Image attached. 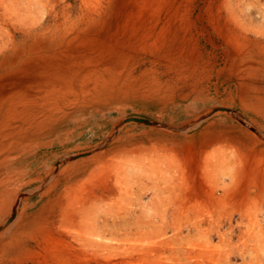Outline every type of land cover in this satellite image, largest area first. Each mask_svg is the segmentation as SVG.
<instances>
[{
  "label": "bare ground",
  "instance_id": "6f19581e",
  "mask_svg": "<svg viewBox=\"0 0 264 264\" xmlns=\"http://www.w3.org/2000/svg\"><path fill=\"white\" fill-rule=\"evenodd\" d=\"M94 15L69 27L66 7L0 0V32L14 30L0 41V264L49 238L67 257L103 260L102 212L123 215L149 167L170 187L173 172L191 176L197 129L210 148L243 125L244 144L264 149V18L220 10L199 27L173 0H122ZM186 146L195 152L182 158ZM254 235L263 249L264 230Z\"/></svg>",
  "mask_w": 264,
  "mask_h": 264
},
{
  "label": "rangeland",
  "instance_id": "374dc122",
  "mask_svg": "<svg viewBox=\"0 0 264 264\" xmlns=\"http://www.w3.org/2000/svg\"><path fill=\"white\" fill-rule=\"evenodd\" d=\"M48 1L57 10L66 7L67 20L69 19L67 26L70 27L73 24L82 25L90 16L94 17L98 10L109 6L112 9L118 7L122 0H79L77 3L75 0ZM173 2L179 9L180 16L196 20L200 15L201 21L197 22L199 27H202V24L209 26L208 20L220 10L224 17L238 18L243 23L244 19L256 23L264 18V0H173ZM91 19L94 21V18ZM90 23L92 25L94 22ZM10 30L12 31L4 29L2 33L0 32L2 44L6 41L4 39L14 32L13 28ZM190 30L195 33L196 29L192 27ZM209 30L214 32L211 27ZM194 132L197 141L195 147L198 148L194 154L196 160L194 157L191 162L194 167L192 168L195 169L191 176L173 172L170 187L168 186L170 183L162 182L163 179L156 176V171L153 174L149 167V171L147 170L149 175L146 172H137L133 183L137 186H132L128 200L133 204L130 203L132 206L126 209L123 215H115V212L107 215L106 212H102L100 226L102 225L103 234L107 236L108 241L105 240L107 245L102 254L103 260L100 259L96 263L91 252L86 253L84 260L74 256L67 257L63 244L60 245L58 240L49 238L38 254L21 258L14 264H264L262 256L264 248L251 239L255 232L264 230L262 151L264 149L261 147L254 149L247 139L246 145L244 144L243 125L241 131H233L236 139L210 148H204L206 142L200 138L204 131L200 128ZM183 149L182 158L187 153L190 155L189 153L195 152L188 151L187 146ZM216 150L222 151L221 158L215 154L212 157ZM185 163L188 164V161ZM160 166V169H165L164 164ZM192 174L196 181V192L187 194L184 189L189 191L187 185L192 182L190 179ZM186 178L187 182L189 181L187 185ZM256 215L258 222L254 219ZM113 218L118 221H114ZM110 225L114 226L115 238L111 236ZM140 238L148 245L147 249L143 246L144 243H137L136 239L141 240Z\"/></svg>",
  "mask_w": 264,
  "mask_h": 264
},
{
  "label": "built area",
  "instance_id": "2783aa9c",
  "mask_svg": "<svg viewBox=\"0 0 264 264\" xmlns=\"http://www.w3.org/2000/svg\"><path fill=\"white\" fill-rule=\"evenodd\" d=\"M264 199V198H263ZM264 217V216H263Z\"/></svg>",
  "mask_w": 264,
  "mask_h": 264
}]
</instances>
